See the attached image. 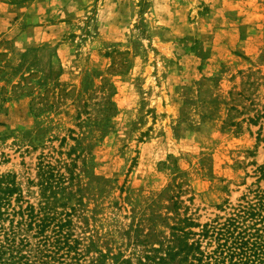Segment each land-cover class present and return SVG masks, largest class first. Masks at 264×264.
<instances>
[{
    "label": "rangeland",
    "instance_id": "1",
    "mask_svg": "<svg viewBox=\"0 0 264 264\" xmlns=\"http://www.w3.org/2000/svg\"><path fill=\"white\" fill-rule=\"evenodd\" d=\"M44 157L78 264L228 217L264 191V0H0V176L35 209Z\"/></svg>",
    "mask_w": 264,
    "mask_h": 264
},
{
    "label": "trees",
    "instance_id": "2",
    "mask_svg": "<svg viewBox=\"0 0 264 264\" xmlns=\"http://www.w3.org/2000/svg\"><path fill=\"white\" fill-rule=\"evenodd\" d=\"M60 166L69 173L67 165ZM37 169L38 187L44 198L38 209L23 199L13 177L0 176V264H78L83 257L81 241L73 238L69 220L74 208L70 213H58L53 205L71 178L45 157ZM167 220L158 215L149 220L153 228L160 225L157 223L164 224L169 230L167 235L153 229L137 237V245L155 255H145L137 264H264V191H256L251 200L231 208L225 219L199 225L190 218L175 217L171 226ZM6 222L8 226L4 227ZM31 231V239H39L35 247L26 237ZM95 253L99 257L92 264H106V255L97 250ZM115 263L131 264L118 259Z\"/></svg>",
    "mask_w": 264,
    "mask_h": 264
}]
</instances>
